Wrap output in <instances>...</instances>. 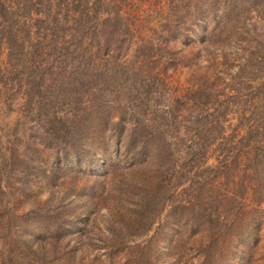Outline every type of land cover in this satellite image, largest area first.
I'll return each mask as SVG.
<instances>
[{
    "label": "rangeland",
    "instance_id": "obj_1",
    "mask_svg": "<svg viewBox=\"0 0 264 264\" xmlns=\"http://www.w3.org/2000/svg\"><path fill=\"white\" fill-rule=\"evenodd\" d=\"M0 264H264V0H0Z\"/></svg>",
    "mask_w": 264,
    "mask_h": 264
},
{
    "label": "trees",
    "instance_id": "obj_2",
    "mask_svg": "<svg viewBox=\"0 0 264 264\" xmlns=\"http://www.w3.org/2000/svg\"><path fill=\"white\" fill-rule=\"evenodd\" d=\"M1 8L3 10L4 5L1 4ZM7 8H5L4 10H6ZM81 107V105H79V103L76 106V110L74 112V116L72 117V121L71 123L68 124V126L65 128L64 124H61L59 126H61V128H56V124L54 123H50L52 124V127L50 132L54 133L56 136H58V138H62L63 140L68 139V140H72L73 143L75 142H79L81 140H83L85 143L91 138L89 133L86 131L87 128L84 124V117H87V115H82L80 116L78 113V109ZM96 113L97 111L92 110L90 113ZM50 121V119H49ZM116 124H118V122H116ZM119 131V127L115 128V134ZM133 131H130L128 134H123V135H118L115 137L116 142H119L122 140L124 147L126 150H130L131 145L134 141V137L132 135ZM80 147V146H79ZM82 147V146H81Z\"/></svg>",
    "mask_w": 264,
    "mask_h": 264
}]
</instances>
